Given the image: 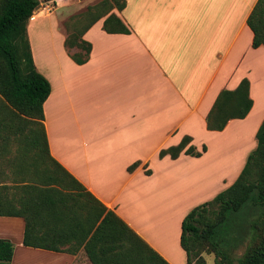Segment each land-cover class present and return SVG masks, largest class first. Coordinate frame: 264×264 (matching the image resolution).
Here are the masks:
<instances>
[{"label":"crops","instance_id":"1","mask_svg":"<svg viewBox=\"0 0 264 264\" xmlns=\"http://www.w3.org/2000/svg\"><path fill=\"white\" fill-rule=\"evenodd\" d=\"M125 1L112 12L128 32H107L105 17L97 20L82 35L91 48L81 64L68 55L58 23L42 33L43 19L52 14L36 8L30 17L33 62L51 86L43 103L49 153L168 263L188 264L180 246L182 219L233 183L257 145L264 46H252L247 24L257 0ZM243 78L252 99L248 114L222 130L208 129L219 92L235 89ZM34 126L0 106V187L18 184L13 171L32 168ZM184 136L199 156H159ZM6 190H0V210L17 209V196ZM71 202L54 219L45 213L42 226L28 231L59 250L23 244L24 218L0 214V238L14 246L10 264H93L80 243L88 206L81 198Z\"/></svg>","mask_w":264,"mask_h":264},{"label":"trees","instance_id":"2","mask_svg":"<svg viewBox=\"0 0 264 264\" xmlns=\"http://www.w3.org/2000/svg\"><path fill=\"white\" fill-rule=\"evenodd\" d=\"M38 5L39 0H0V105L35 124L31 144L36 151L32 176L13 181L18 184L0 187L12 190V195L18 198L17 209H3L0 214L24 218L23 244L59 250L54 242L48 244L42 237H30L29 228L41 227L45 213L54 219L70 207L69 200L72 205L81 198L88 210L81 226L80 243H84L93 264H170L117 215L105 212L104 205L50 155L43 103L51 86L34 65L26 29ZM125 5V0H100L70 17L65 47L76 63L88 59L91 45L82 35L100 18L105 17L103 27L107 32H128L120 17L112 12L114 8L122 10ZM247 24L253 32L252 46H264V0H257ZM73 47L79 51L72 52ZM251 106L249 80L243 78L235 89L219 92L207 115L206 126L222 130L229 120L244 118ZM190 141L189 136H184L178 144L161 149L159 156L168 154L176 158L182 151L199 156L201 151ZM256 141L233 183L193 207L182 219L180 246L188 264H207L209 256H213V264H264V118ZM205 150L204 145L202 151ZM137 165L138 162L133 163L128 170ZM245 214L249 216L246 218ZM239 247L243 250L235 256ZM13 249L10 240L0 238V264H10Z\"/></svg>","mask_w":264,"mask_h":264},{"label":"rangeland","instance_id":"3","mask_svg":"<svg viewBox=\"0 0 264 264\" xmlns=\"http://www.w3.org/2000/svg\"><path fill=\"white\" fill-rule=\"evenodd\" d=\"M62 1H64V2H62ZM99 1L100 0H39V5L37 7L38 13L45 14V15L52 14V16L45 17L43 19L44 20V27H43L42 33L43 34L50 33V31H51L50 28L56 22L59 24L60 29L65 31L66 34H68V29L66 27V23H69L70 17L73 15L84 12L88 6L96 4ZM60 2H61V4H60ZM63 3H65V4H63ZM60 5H61V7L63 5H65V6L63 8H59ZM72 51H74V50H72ZM0 106H3V105H0ZM4 107H6V106H4ZM6 109H8V111H10V109L8 107H6ZM23 131L26 132L27 129H25ZM33 154L30 153L29 158H31V156ZM32 168H33V166H32ZM32 168L24 170V171H22V170L13 171L16 174L15 178L19 181V180H21V177H23V175L24 176H32ZM6 172H7V174H10V172L12 173V171H6ZM245 216L247 218L249 215L245 214ZM242 250H243V248L239 247L235 253V256H239ZM207 258H208L209 264H212L213 263V256H209Z\"/></svg>","mask_w":264,"mask_h":264}]
</instances>
